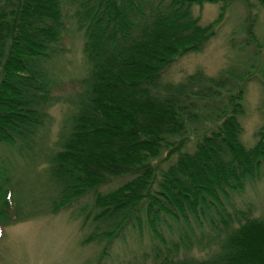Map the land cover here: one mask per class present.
I'll list each match as a JSON object with an SVG mask.
<instances>
[{
  "label": "trees",
  "instance_id": "obj_1",
  "mask_svg": "<svg viewBox=\"0 0 264 264\" xmlns=\"http://www.w3.org/2000/svg\"><path fill=\"white\" fill-rule=\"evenodd\" d=\"M204 1L215 0H0V236L21 214L15 158H38L60 99L70 19L86 71L44 157L51 211L78 203L84 242L108 250L127 229L150 231L152 264H264V212L234 199L264 170V123L242 140L251 74L230 63L164 75L215 34L192 13ZM193 246L207 256H187Z\"/></svg>",
  "mask_w": 264,
  "mask_h": 264
},
{
  "label": "rangeland",
  "instance_id": "obj_2",
  "mask_svg": "<svg viewBox=\"0 0 264 264\" xmlns=\"http://www.w3.org/2000/svg\"><path fill=\"white\" fill-rule=\"evenodd\" d=\"M192 13L200 24L216 21L215 34L205 42L202 51L176 59L166 70L165 79L179 81L197 69L214 75L230 63L239 64L251 74L241 117L242 140L251 146L256 140V130L264 123V8L256 0H215L193 3ZM67 14L72 15V11L68 10ZM249 18L252 28L251 24L248 27ZM67 25L63 38L65 53L60 59L62 77L53 92L60 99L49 108L50 124L39 156L31 162L19 157L14 160L18 185L12 193L21 214L3 227L0 264H152L155 240L150 231L140 235L134 229H127L124 237L116 238L108 250L104 249L103 242H84L90 228L85 224L81 227L82 217L76 211L78 203L51 211L49 198L53 186L44 157L54 147L67 111L68 102L64 99L80 89L75 80L86 71L82 33L75 30L72 20L69 19ZM259 176L247 181L245 190L234 196L240 206L252 204L256 215L264 212V170ZM91 199L92 194H89L82 203ZM184 252L179 251L181 256ZM207 254V248L199 250L193 246L187 256L203 258Z\"/></svg>",
  "mask_w": 264,
  "mask_h": 264
}]
</instances>
